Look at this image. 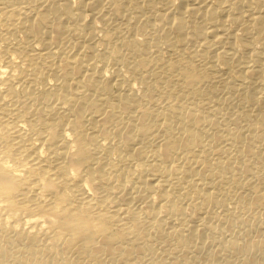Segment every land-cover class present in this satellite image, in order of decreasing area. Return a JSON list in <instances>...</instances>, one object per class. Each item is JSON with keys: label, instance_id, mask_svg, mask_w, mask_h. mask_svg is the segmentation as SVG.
<instances>
[{"label": "bare ground", "instance_id": "bare-ground-1", "mask_svg": "<svg viewBox=\"0 0 264 264\" xmlns=\"http://www.w3.org/2000/svg\"><path fill=\"white\" fill-rule=\"evenodd\" d=\"M263 224L264 0H0V264H264Z\"/></svg>", "mask_w": 264, "mask_h": 264}, {"label": "rangeland", "instance_id": "rangeland-1", "mask_svg": "<svg viewBox=\"0 0 264 264\" xmlns=\"http://www.w3.org/2000/svg\"><path fill=\"white\" fill-rule=\"evenodd\" d=\"M110 70H111V68H110ZM108 74H110V73L108 72ZM225 194H226V193H224V195H225ZM224 195H223V198L225 197V200H226L227 202L230 201V200H228V197H227V196H224ZM226 197H227V198H226ZM226 201H225V202H226ZM225 204H226V203H225ZM215 206H216V205H215ZM211 207L214 209V205L211 206ZM231 207H232V206L228 204V206H227L226 208H231ZM212 208H211V209L209 208L210 211L213 212L212 215H211L212 212H210V217L212 218L213 221H215L216 219H215V218L213 219L214 214L216 215V214L221 213L223 209H222V206H221V205H218V207L216 206L214 210H212ZM219 208H220V209H219ZM217 211H218V212H217ZM242 212H243V211H242ZM236 213H237L238 216H240L241 214H243L242 217H243V216H248L246 213H245V215H244V213H241V212H236ZM239 218H240V217H239ZM243 218H244V217H243ZM245 218H246V217H245ZM250 219H251V218H249V220H250ZM252 220H253V219H251V221H249V222H251V224H254V223H255L254 225H257V224L262 225V223H261L262 221L259 222L258 220H255V221H253V222H254V223H253ZM257 221H258V222H257ZM263 225H264V224H263ZM44 257H45V256H44ZM46 259H47L46 257H45V259H43V258H41L40 255H37V257H36V260H37V261H36V260L33 261V259L31 258V259H30V264H38V263L43 264V263L45 262ZM49 260H50V259H48V261H49ZM41 262H42V263H41Z\"/></svg>", "mask_w": 264, "mask_h": 264}]
</instances>
